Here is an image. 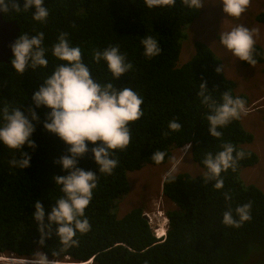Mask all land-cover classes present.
<instances>
[{"label": "trees", "instance_id": "16d2710c", "mask_svg": "<svg viewBox=\"0 0 264 264\" xmlns=\"http://www.w3.org/2000/svg\"><path fill=\"white\" fill-rule=\"evenodd\" d=\"M21 8L26 0H14ZM3 11L6 21H16L20 35L29 37L44 33L43 47L47 67L29 68L18 73L11 64L0 62V113L5 106L11 111L21 108L28 114L34 108L40 120L31 139L35 150L24 146L31 156L30 167H13L10 161L20 153L0 142V255H13L29 259L35 253H44L49 260L71 259L73 262L93 264H264V191L253 184L245 185L240 177L242 169L256 166L257 154L243 149L251 144L254 135L247 132L239 119L218 128L219 138L210 134L207 116L211 109L198 96L200 84L206 82L208 92L217 104L223 103V94L238 95L236 84L227 79L221 60L205 43L194 44V54L183 64L179 58L188 29L201 14V9L190 8L176 0L174 6L148 8L144 0H44L49 15L46 22L33 18L36 8L17 12L9 5ZM264 25V10L256 17ZM61 33L68 34L73 47H80L82 61L94 80L103 85L112 83L117 89L131 88L142 98L143 116L129 123L131 142L125 150H115L118 166L111 175L100 173L94 156L89 151L79 159L78 167L97 175V187L85 210L90 230L76 232L79 243L65 247L57 235L59 225L45 228L44 243L33 213L40 200L45 209V225L50 222L56 201L64 194L53 177L69 174L60 157L70 155L69 146L56 134L44 128L46 115L51 109L36 108L33 94L39 90L59 65L66 63L52 54L53 45ZM151 36L157 40L161 53L152 58L144 54L141 39ZM118 46L133 68L115 79L107 62L97 63L94 52ZM256 64H264V50L254 45ZM246 67L253 66L242 60ZM221 67L222 71L216 69ZM31 119V117L29 116ZM178 121L180 131H171V121ZM4 123L0 115V126ZM169 133L165 135V133ZM99 143V142H98ZM189 148L193 161L204 170V175L192 177L187 173L174 174L175 180L163 182L164 196L174 204L166 212L168 219L166 238L159 240L151 223L143 217L142 208H135L120 217L118 203L129 192L128 173L139 171L146 165L167 163L173 150ZM224 144L234 146L233 156L243 152L236 170L222 172L223 189L213 187L203 161L210 152L215 156ZM89 149L96 145L88 143ZM156 151L165 152L164 161L156 164L151 157ZM225 193L231 199H225ZM251 203V220L240 227L227 226L223 214L231 211L239 222L236 208ZM50 231V235L48 234ZM55 254V255H54Z\"/></svg>", "mask_w": 264, "mask_h": 264}, {"label": "clouds", "instance_id": "9594fccd", "mask_svg": "<svg viewBox=\"0 0 264 264\" xmlns=\"http://www.w3.org/2000/svg\"><path fill=\"white\" fill-rule=\"evenodd\" d=\"M144 2L148 8H154L174 6L176 0H144ZM250 2L251 0H221L223 12L237 18L247 10ZM182 3L197 9L204 6L203 0H182ZM9 5L17 12L28 11L34 5L36 12L33 18L39 22H46L49 15L48 8L44 7V0H26L23 8L14 0H0V9L4 12L9 10ZM253 37V31L241 25L230 32L220 34V41L240 60L255 65ZM43 42L44 33L41 32L31 37L27 34L20 35L11 45L14 53L11 64L18 73L23 74L29 68L47 67L48 60L45 58L47 50L43 47ZM141 43L148 58L157 56L162 51L157 40L151 36L143 37ZM52 54L66 63L59 65L44 80V84L33 94L32 100L36 108L46 106L51 109L46 115L44 128L56 134L69 146L70 155H64L56 161L62 164L63 169L69 174L53 177L55 184L62 186L61 191L64 195L56 201V206H53L48 215L50 223L48 225L44 223L45 209L40 200L35 202L36 211L33 217L39 222L41 244L44 243L45 228L50 230L54 223L59 225L57 235L60 242L65 247H71L79 243L74 239L77 231L83 234L90 230L89 221L85 218V210L90 204L93 190L97 187L96 173L79 168V159L91 151L99 166V172L111 175L119 163L118 159L113 158L115 150H125L130 145L129 123L143 116L141 109L143 100L131 88L117 89L112 83L103 86L97 83L82 61L81 48L70 45L67 33L59 35L58 42L53 45ZM94 59L97 63L101 60L106 61L115 79H119L133 68V65L127 62L126 56L120 53L118 46L95 51ZM216 71L221 72V67ZM208 91L206 82L201 83L198 96L202 98V103L211 109V114L207 116L210 134L219 138L222 133L217 130L218 128L228 125L233 119H239L242 113L246 114L245 101L239 97L234 99L230 92H226L223 94V103L217 104L210 95H206ZM0 115L4 121L0 126V142L20 153V158L14 157L10 161L11 166L21 169L30 167L31 156L23 149L25 145L33 150L37 147L35 141L31 139L36 131L32 121L38 123L40 120L35 109L29 108L26 115L21 108L10 111L5 106ZM168 127L171 131H180L182 125L173 120ZM89 142L96 146L89 149ZM190 147V144L186 145V149ZM223 148L224 150L215 156L209 152L203 161L208 169L209 179L215 181L213 187L218 190L224 187V180L220 178L221 173L227 172L230 168L235 171L238 160L244 156L241 151L234 157L235 149L232 144H224ZM165 155V152L156 151L151 159L156 164H160L164 161ZM174 172L173 168L166 174L165 179L169 182L175 180ZM225 199L230 200V195L225 193ZM250 210L251 203L236 208L239 222L233 218L230 210L226 211L222 222L227 226L240 227L243 222L251 220ZM166 232L164 231L160 238L157 237L160 230L155 235L159 240H163L166 238ZM48 234L50 235V231ZM90 261L93 264V260ZM55 262L58 261L49 260L44 253L37 252L32 259L21 260L20 264H55ZM81 263L85 262L77 264Z\"/></svg>", "mask_w": 264, "mask_h": 264}, {"label": "rangeland", "instance_id": "374dc122", "mask_svg": "<svg viewBox=\"0 0 264 264\" xmlns=\"http://www.w3.org/2000/svg\"><path fill=\"white\" fill-rule=\"evenodd\" d=\"M203 3L199 18L187 31L188 39L183 43L179 64L186 63L194 54L195 42H203L221 60L225 76L236 84V93L249 99L245 106L246 114H241V123L247 132L254 135V140L242 148L255 152L259 162L256 166L242 169L240 177L245 185L253 184L264 191V64L244 66L242 60L220 41V34L242 25L253 31L255 45L264 50V25L255 20L264 10V0H251L239 18L224 13L221 0H203ZM185 149L173 150L172 158L175 159L171 158L163 165H146L139 171L128 173L129 192L119 201L117 214L122 217L135 208H142L144 214L149 216L155 234L163 229L166 232V212L175 208L163 194L166 174L174 168V174L187 173L192 177L204 175V170L193 161L189 148ZM13 260L16 258L12 255H0V264H20ZM58 262L77 264L71 259Z\"/></svg>", "mask_w": 264, "mask_h": 264}, {"label": "water", "instance_id": "95a60500", "mask_svg": "<svg viewBox=\"0 0 264 264\" xmlns=\"http://www.w3.org/2000/svg\"><path fill=\"white\" fill-rule=\"evenodd\" d=\"M20 28L16 21H6L0 9V62L8 63L13 57L11 45L18 39ZM143 217L150 222L147 214Z\"/></svg>", "mask_w": 264, "mask_h": 264}, {"label": "bare ground", "instance_id": "6f19581e", "mask_svg": "<svg viewBox=\"0 0 264 264\" xmlns=\"http://www.w3.org/2000/svg\"><path fill=\"white\" fill-rule=\"evenodd\" d=\"M163 233H164V230L163 231H160L159 235H163ZM1 259H4V258H1ZM23 260H25V259H23ZM13 261L14 262H20L21 260L16 258V260H13ZM90 262L91 261H88V262H85V263H81V264H89ZM55 264H61V263L55 262Z\"/></svg>", "mask_w": 264, "mask_h": 264}, {"label": "built area", "instance_id": "2783aa9c", "mask_svg": "<svg viewBox=\"0 0 264 264\" xmlns=\"http://www.w3.org/2000/svg\"><path fill=\"white\" fill-rule=\"evenodd\" d=\"M157 233V232H156ZM162 235H159V233H157V237L160 238Z\"/></svg>", "mask_w": 264, "mask_h": 264}]
</instances>
